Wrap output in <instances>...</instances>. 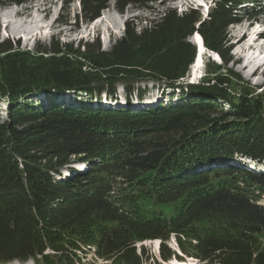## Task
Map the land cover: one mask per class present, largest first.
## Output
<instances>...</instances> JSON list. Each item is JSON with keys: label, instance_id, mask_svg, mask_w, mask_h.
<instances>
[{"label": "trees", "instance_id": "1", "mask_svg": "<svg viewBox=\"0 0 264 264\" xmlns=\"http://www.w3.org/2000/svg\"><path fill=\"white\" fill-rule=\"evenodd\" d=\"M111 1L123 13L164 0H81L83 20H97ZM243 4L218 0L208 21L167 10L139 32L128 24L110 51L96 41L38 56L0 42V100L10 106L0 119V260L83 264L94 250L110 264H145L151 257L136 244L160 239L164 260L264 264V173L247 169L264 168V90L226 74L228 28ZM195 33L222 63L183 87ZM148 81L189 99L141 111L26 101L67 91L113 97L118 85L142 99L137 84Z\"/></svg>", "mask_w": 264, "mask_h": 264}, {"label": "rangeland", "instance_id": "2", "mask_svg": "<svg viewBox=\"0 0 264 264\" xmlns=\"http://www.w3.org/2000/svg\"><path fill=\"white\" fill-rule=\"evenodd\" d=\"M217 1L164 0L162 2H150L143 6L130 5L123 13L118 12L115 1H111L109 7L101 13V16H103L101 21H97L100 16L97 20L86 22L81 15V0H22L17 5L4 0L0 4V42L9 40L15 49L29 51L38 56L51 54L46 53L45 50L51 51L54 44L60 48L65 45H70L74 49L80 47L83 51L84 45L96 41L100 42L102 51H110L116 41L124 36L128 24L139 32L142 28L149 26L152 21L159 19L167 10H174L179 15L195 11L200 14L202 21H208L210 19L209 13L215 7ZM245 1H248V3L240 11V21L228 28L233 61L227 66L226 74L238 79L236 82L240 87L262 93L264 90V0H259V5L251 0ZM203 2L207 4L208 8L197 5V3ZM10 10H19L20 12L18 15L9 14L8 11ZM244 33L246 34L244 40L236 44L235 41L238 36ZM192 38L188 39L191 44L194 43ZM194 44L197 50V44ZM211 58H214L215 62L222 63L216 55L206 49L201 62L195 70L193 63L191 75H187L186 78L182 79L181 85L185 87L191 83H200L203 80V75L207 76L208 64L214 63ZM253 69L256 70L254 74L252 73ZM137 87L145 92L142 99L135 93L128 97L123 86L118 85L113 97L106 94L90 97L77 91H67L58 96L39 93L27 97L26 101L38 105L39 103L41 105L54 103L67 106L86 105L102 110L141 111L157 108L160 103L170 104L173 102L171 104L179 105L186 103V100L189 99L187 95L183 100L180 99L182 94L180 89L167 88L163 83L148 81L138 83ZM221 106L224 109L228 108L223 103H221ZM9 107L4 100H0L1 120H5L8 116ZM247 169L252 172L264 173V168L258 169L253 163H247ZM260 204L264 205V196L260 199ZM260 238L264 245V235H261ZM157 244L158 241L155 240L136 244L138 252L141 248H145L147 255L151 257L146 264L162 263L159 259ZM169 246L177 247L174 239L169 241ZM85 261L92 263L90 258L85 259ZM108 263L106 261L97 262V264ZM12 264L31 263L15 262ZM162 264L171 263L163 262Z\"/></svg>", "mask_w": 264, "mask_h": 264}, {"label": "bare ground", "instance_id": "3", "mask_svg": "<svg viewBox=\"0 0 264 264\" xmlns=\"http://www.w3.org/2000/svg\"><path fill=\"white\" fill-rule=\"evenodd\" d=\"M19 12H20L19 10H10V11H8L9 14H15V15H18ZM101 19H103V16H101L100 19L97 20V21L99 22V21H101ZM245 36H246L245 33L239 35L238 38L235 41L236 44L241 43L244 40ZM192 37H193L192 41L197 44V50H198V59H197L196 62H194V70H195L197 65L201 62V60H202V58L204 56V53L206 51V48L204 47V43L202 41V38L199 36V34H195V36H192ZM261 37H263V36H261ZM255 72H256V70L253 69L252 73L254 74Z\"/></svg>", "mask_w": 264, "mask_h": 264}, {"label": "water", "instance_id": "4", "mask_svg": "<svg viewBox=\"0 0 264 264\" xmlns=\"http://www.w3.org/2000/svg\"><path fill=\"white\" fill-rule=\"evenodd\" d=\"M200 36V35H199ZM201 37V36H200ZM202 38V37H201ZM203 40V39H202ZM194 44V43H193ZM214 55H216L220 60H221V58H220V56L218 55V54H216V53H214ZM197 57H198V50L196 51V57H195V60H194V62H196V60H197ZM213 60H214V58H212ZM215 61V60H214ZM187 75H189V73L187 74ZM28 259V258H27ZM13 263L14 262H16L15 260H11ZM32 263L33 262V260H28V261H26V263Z\"/></svg>", "mask_w": 264, "mask_h": 264}]
</instances>
